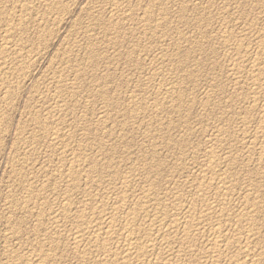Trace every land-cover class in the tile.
<instances>
[{
    "label": "rangeland",
    "instance_id": "1",
    "mask_svg": "<svg viewBox=\"0 0 264 264\" xmlns=\"http://www.w3.org/2000/svg\"><path fill=\"white\" fill-rule=\"evenodd\" d=\"M24 2L27 5L31 4L29 7L32 11L30 10L31 14H28V17L24 13L23 7L26 6ZM52 3L56 10L46 6L43 0L35 2L34 0H0V24L2 23L0 25V58L2 59H0V67L5 66L0 68V135L3 133L0 136V264H25L24 262L38 264L37 257L41 252L49 259L53 256L45 262L46 264L105 263L101 260L103 251L99 250L89 238L84 239L86 242L82 241L80 248L74 247L76 222L86 217V220L93 224L101 223L98 213L116 212L114 215H117L115 216L117 221L119 219L116 226L122 227L120 229L123 230V224L127 219L124 218L125 213H128L130 209L133 211L144 201L142 195H145L148 189L154 192L156 200L147 205L150 207L146 208L147 224L140 223L144 224V231L140 224L139 228L136 227L139 237L144 236L145 230L149 228L148 223H151L148 222L150 220L153 224L163 220L168 223L173 218V220L177 218L180 221L187 220L188 207L193 201L195 204L198 199V211L204 215H202V222L200 221V225L194 231L197 236L193 247L194 253L190 255L187 251L182 255L184 246L183 240L180 239L183 229L172 231L167 226L166 229L168 231L171 229L170 232L165 233L167 231L165 229V232L156 237L159 239L154 238L156 239L154 254H147L148 258L144 256L142 260H149L148 264H158V259L169 257L178 264H212L214 258L211 257L214 253L209 249L208 242L212 239V233L214 234L217 227L231 235L244 236L246 226L238 224L235 217L243 212L242 204L248 192L250 194L253 192L254 195L259 193L264 210V166H262L264 163L261 165L258 162L260 150L264 151V143L260 140V134H255L257 121L262 115L259 111H262L264 97L256 93L252 84L245 78L249 75L248 61L256 59L257 63H264V47H262L264 46V0H52ZM42 15L45 17L43 18ZM8 17L11 20L7 19ZM6 35L11 36H7L8 42H5ZM12 42L17 43L16 46ZM7 43L11 45L8 46ZM1 44L4 50L10 47V51L9 49L4 51ZM241 45L248 46L249 56L247 59H242L246 70L243 67V70L241 68L238 73L234 70L235 73L234 66L231 67L232 64L242 61L236 54L235 46ZM258 45H262L261 48H258ZM17 48L21 50V53L23 52L22 55L29 53L28 55L33 56V62L28 64L19 59L17 55L21 54ZM5 52L7 57L3 55ZM8 66L11 69L8 70ZM2 68L5 69L4 72ZM8 86H13L10 87L13 90ZM14 92L15 95H13ZM165 92L167 93L164 94ZM7 93L9 99H6ZM254 100L258 106L262 103L259 110L256 104V106L253 105ZM244 119L245 121L248 119L249 123ZM41 123L42 126L46 125L42 127ZM248 143L255 145L250 147ZM81 156H86V160L82 162L83 169H77L78 179L75 190L70 185L71 180L67 178V172L72 165L77 164ZM211 156L222 164L213 168L214 171L208 164ZM93 164L98 165L99 170L91 173ZM256 170L260 172L262 170L261 176L256 175ZM225 176L229 178L227 182ZM218 178L225 180L226 187L230 185V193L226 197L228 210L231 209L230 213L233 217L227 218L228 220L219 212L222 209L219 205L224 197L214 193V189L211 188L218 182ZM58 179L60 181H57ZM255 180L258 183L257 181L255 183ZM199 184L203 185V188ZM204 184L207 185L206 188ZM257 184H260V187ZM202 189H205L204 192ZM123 194L126 196L124 204L121 201ZM68 196L72 197V201L74 199L75 211H72L71 219L63 217L61 208L64 202L66 204L65 199H68ZM164 207L167 212L165 215L162 214ZM80 209H86L88 212ZM263 216L261 215L260 219L264 220ZM120 220L125 222L122 223ZM263 220L259 221L261 231L257 230V236L260 239H264ZM140 232L144 234L141 235ZM260 239L251 253H255L256 259L263 260L264 240ZM92 247L96 249L93 250ZM236 247L228 248L223 255L232 258L237 254H243L242 259L246 260L240 247ZM108 248L113 249L112 251H121L124 244L121 240H116L114 243H109ZM53 249L56 252L52 251ZM45 251L46 254H44ZM130 262L135 264L137 261L130 260Z\"/></svg>",
    "mask_w": 264,
    "mask_h": 264
},
{
    "label": "bare ground",
    "instance_id": "2",
    "mask_svg": "<svg viewBox=\"0 0 264 264\" xmlns=\"http://www.w3.org/2000/svg\"><path fill=\"white\" fill-rule=\"evenodd\" d=\"M8 1V0H7ZM36 0H34V2H35ZM43 1H45L46 2V6L48 5V7H52V8H54L53 7V3H52V0H43ZM66 1V0H65ZM71 1V0H70ZM114 1V0H113ZM259 1V0H258ZM20 2V1H19ZM39 2V1H38ZM59 2V1H58ZM119 2V1H118ZM152 2V1H151ZM154 2H156V1H154ZM174 2V1H173ZM231 2V1H230ZM32 3V2H31ZM62 3V2H61ZM112 3V2H111ZM122 3H124V2H122ZM137 3V2H136ZM135 3V4H136ZM218 3V2H217ZM257 3V2H256ZM6 4V3H5ZM33 4V3H32ZM35 4V3H34ZM37 4V3H36ZM55 4V3H54ZM57 4V3H56ZM60 4V3H59ZM76 4V3H75ZM159 4V3H158ZM157 4V5H158ZM162 4H164V3H162ZM187 4V3H186ZM259 4H261V3H259ZM9 5V4H8ZM24 5H26V6H22L21 5V7H23L24 8V13L26 14V16L28 15V14H31V13H29L30 12V10H31V4L30 5H27L25 2H24ZM43 5V4H42ZM113 5V4H112ZM137 5V4H136ZM153 5V4H152ZM156 5V4H155ZM263 5V4H262ZM13 6V5H12ZM30 6V7H29ZM59 6V5H58ZM62 6V5H61ZM129 6V5H128ZM154 6V5H153ZM152 6V7H153ZM172 6V5H171ZM181 6V5H180ZM170 7V6H169ZM33 8V7H32ZM59 8V7H58ZM84 8H85V6H84ZM99 8V7H98ZM117 8V7H116ZM135 8V7H134ZM187 8V7H186ZM35 9V8H34ZM33 9V10H34ZM39 9V8H38ZM37 9V10H38ZM41 9V8H40ZM45 9V8H44ZM47 9V8H46ZM55 9V8H54ZM66 9V8H65ZM96 9V8H95ZM112 9V8H111ZM157 9V8H156ZM159 9V8H158ZM229 9V8H228ZM4 10V9H3ZM56 10V9H55ZM123 10V9H122ZM146 10V9H145ZM145 10H144V12H145ZM149 10V9H148ZM1 11V10H0ZM32 11V10H31ZM35 11V10H34ZM40 11V10H39ZM42 11V10H41ZM110 11V10H109ZM126 11V10H125ZM186 11V10H185ZM38 12V11H37ZM44 12H45V10H44ZM50 12V11H49ZM52 12V11H51ZM62 12V11H61ZM87 12V11H86ZM124 12V11H123ZM146 12H147V10H146ZM149 12V11H148ZM179 12V11H178ZM251 12V11H250ZM32 13H34V12H32ZM46 13H47V11H46ZM54 13V12H53ZM66 13V12H65ZM64 13V14H65ZM83 13V12H82ZM141 13V12H140ZM163 13V12H162ZM186 13V12H185ZM233 13V12H232ZM253 13V12H252ZM40 14H42V13H40ZM44 14V13H43ZM49 14V13H48ZM52 14V13H51ZM63 14V13H62ZM89 14V13H88ZM118 14V13H117ZM124 14V13H123ZM166 14V13H165ZM209 14V13H208ZM243 14V13H242ZM39 15V14H38ZM47 15V14H46ZM56 15V14H55ZM61 15V14H60ZM142 15V14H141ZM161 15V14H160ZM178 15V14H177ZM251 15V14H250ZM44 15H42V17H43ZM53 16V15H52ZM59 16V15H58ZM65 16H67V15H65ZM148 16V15H147ZM167 16V15H166ZM28 17V16H27ZM34 17V16H33ZM45 17V16H44ZM43 17V18H44ZM48 17V16H47ZM144 17V16H143ZM154 17V16H153ZM162 17V16H161ZM31 18V17H30ZM37 18V17H36ZM49 18H51V17H49ZM48 18V19H49ZM101 18V17H100ZM103 18V17H102ZM119 18H121V17H119ZM186 18V17H185ZM217 18V17H216ZM2 19V18H1ZM7 19H10L9 17L7 18ZM6 19V20H7ZM27 19V18H26ZM25 19V20H26ZM108 19V18H107ZM110 19V18H109ZM122 19V18H121ZM187 19V18H186ZM5 20V21H6ZM11 20V19H10ZM19 20V19H18ZM56 20H57V18H56ZM99 20V19H98ZM120 20V19H119ZM149 20V19H148ZM161 20V19H160ZM213 20V19H212ZM211 20V21H212ZM233 20V19H232ZM239 20V19H238ZM5 21H2V22H5ZM8 21V20H7ZM6 21V22H7ZM29 21H31V20H29ZM37 21V20H36ZM53 21V20H52ZM59 21V20H58ZM104 21V20H103ZM112 21V20H111ZM115 21V20H114ZM118 21V20H117ZM151 21V20H150ZM152 21H154V20H152ZM183 21H185V20H183ZM198 21V20H197ZM229 21V20H228ZM9 22V21H8ZM25 22V21H24ZM32 22V21H31ZM119 22V21H118ZM122 22V21H121ZM120 22V23H121ZM160 22V21H159ZM18 23V22H17ZM28 23V22H27ZM40 23H41V21H40ZM54 23V22H53ZM93 23H94V21H93ZM125 23V22H124ZM157 23V22H156ZM155 23V24H156ZM2 24V23H1ZM0 24V25H1ZM36 24H38V23H36ZM49 24V23H48ZM61 24V23H60ZM59 24V25H60ZM85 24V23H84ZM141 24V23H140ZM192 24V23H191ZM250 24V23H249ZM254 24V23H253ZM22 25V24H21ZM80 25H81V22H80ZM114 25V24H113ZM154 25V24H153ZM173 25V24H172ZM202 25V24H201ZM3 26V25H2ZM1 26V27H2ZM12 26V25H11ZM106 26V25H105ZM129 26V25H128ZM156 26V25H155ZM221 26V25H220ZM239 26V25H238ZM246 26V25H245ZM253 26V25H252ZM18 27H20V25L18 26ZM28 27V26H27ZM39 27H41V26H39ZM50 27V26H49ZM56 27V26H55ZM90 27V26H89ZM104 27V26H103ZM123 27V26H122ZM160 27H161V25H160ZM200 27V26H199ZM206 27V26H205ZM12 28V27H11ZM46 28V27H45ZM51 28V27H50ZM107 28V27H106ZM111 28V27H110ZM109 28V29H110ZM119 28V27H118ZM149 28V27H148ZM167 28V27H166ZM225 28H227V27H225ZM229 28V27H228ZM254 28V27H253ZM3 29H4V27H3ZM3 29H1V30H3ZM6 29V28H5ZM41 29V28H40ZM54 29V28H53ZM203 29V28H202ZM221 29V28H220ZM249 29H251V28H249ZM248 29V30H249ZM56 30V29H55ZM122 30V29H121ZM135 30V29H134ZM147 30V29H146ZM227 30V29H226ZM252 30V29H251ZM11 31H12V29H11ZM15 31V30H14ZM17 31V30H16ZM15 31V32H16ZM22 31V30H21ZM26 31H27V28H26ZM48 31V30H47ZM52 31V30H51ZM138 31V30H137ZM153 31V30H152ZM162 31V30H161ZM165 31V30H164ZM246 31V30H245ZM1 32V31H0ZM3 32V31H2ZM6 32H8V30L6 31ZM13 32V31H12ZM49 32V31H48ZM53 32V31H52ZM150 32H151V30H150ZM207 32V31H206ZM248 32V31H247ZM257 32V31H256ZM14 33V32H13ZM19 33V32H18ZM21 33V32H20ZM37 33H38V31H37ZM42 33V32H41ZM109 33V32H108ZM125 33V32H124ZM176 33V32H175ZM199 33V32H198ZM225 33V32H224ZM7 34V33H6ZM12 34V33H11ZM25 34V33H24ZM42 34H44V33H42ZM53 34V33H52ZM91 34V33H90ZM185 34V33H184ZM227 34V33H226ZM241 34V33H240ZM253 34V33H252ZM1 35V34H0ZM15 35V34H14ZM28 35V34H27ZM30 35V34H29ZM37 35V34H36ZM46 35V34H45ZM48 35V34H47ZM50 35V34H49ZM48 35V36H49ZM94 35V34H93ZM143 35V34H142ZM156 35V34H155ZM168 35V34H167ZM236 35V34H235ZM5 36V35H4ZM7 36L8 35H6V38H7ZM110 36V35H109ZM249 36V32H248V35H247V37ZM263 36V35H262ZM8 37H11V36H8ZM19 37H20V35H19ZM40 37V36H39ZM127 37V36H126ZM148 37V36H147ZM155 37V36H154ZM199 37V36H198ZM235 37V36H234ZM246 37V36H245ZM250 37H251V35H250ZM5 38V37H4ZM35 38V37H34ZM41 38V37H40ZM39 38V39H40ZM55 38H56V36H55ZM76 38V37H75ZM97 38V37H96ZM122 38V37H121ZM120 38V39H121ZM151 38V37H150ZM184 38V37H183ZM193 38V37H192ZM221 38V37H220ZM3 39V38H2ZM20 39V38H19ZM18 39V40H19ZM24 39V38H23ZM47 39V38H46ZM99 39H101V38H99ZM156 39V38H155ZM169 39V38H168ZM188 39V38H187ZM222 39V38H221ZM228 39V38H227ZM231 39V38H230ZM230 39H229V41H230ZM236 39V38H235ZM234 39V40H235ZM242 39V38H241ZM257 39V38H256ZM4 40V39H3ZM2 40V41H3ZM8 40V38L6 39V41L5 42H8L7 41ZM35 40H37V39H35ZM91 40H93V39H91ZM184 40V39H183ZM193 40V39H192ZM215 40V39H214ZM233 40V41H234ZM239 40V39H238ZM243 40H244V38H243ZM262 40V39H261ZM4 41H3V43H4ZM40 41V40H39ZM178 41V40H177ZM225 41V40H224ZM10 42V41H9ZM15 42V41H14ZM29 42V41H28ZM119 42V41H118ZM213 42V41H212ZM226 42H228V41H226ZM240 42V41H239ZM249 42V41H248ZM13 43V42H12ZM18 43H20V42H18ZM30 43V42H29ZM36 43H38V42H36ZM42 43V42H41ZM46 43V42H45ZM91 43V42H90ZM98 43V42H97ZM147 43V42H146ZM211 43V42H210ZM232 43V42H231ZM241 43V42H240ZM264 43V42H263ZM8 44V46L9 45H11V44H9V43H7ZM6 44V45H7ZM15 46H16V44L17 43H13ZM23 44V43H22ZM39 44V43H38ZM83 44V43H82ZM237 44V43H236ZM247 44H249V43H247ZM259 44H261V43H259ZM5 45V44H4ZM5 45V46H6ZM13 45V46H14ZM19 45V44H18ZM31 45V44H30ZM29 45V46H30ZM37 45V44H36ZM49 45V44H48ZM84 45V44H83ZM91 45V44H90ZM225 45H227V44H225ZM235 45V44H234ZM240 45V44H239ZM1 46H2V44H1ZM14 46V47H15ZM24 46H26V45H24ZM189 46V45H188ZM259 47L258 48H261V46L260 45H258ZM3 47V46H2ZM21 47V46H20ZM34 47V46H33ZM44 47V46H43ZM203 47V46H202ZM262 47H264V46H262ZM1 48V47H0ZM10 48V47H9ZM8 47H7V49H9ZM19 48V47H18ZM17 48V49H18ZM45 48V47H44ZM43 48V49H44ZM137 48V47H136ZM227 48V47H226ZM235 48H236V54H238L239 55V57L241 58V60L243 59V58H246L247 59V57L249 56L248 55V46L246 45V46H244V45H241L240 47H236L235 46ZM7 49H5V50H7ZM14 49V48H13ZM16 49V48H15ZM22 49V48H21ZM35 49V48H34ZM86 49V48H85ZM107 49V48H106ZM189 49V48H188ZM3 50H4V47H3ZM4 50V51H5ZM12 50V49H11ZM20 49H18V51H19ZM32 50V49H31ZM206 50V49H205ZM228 50H230V49H228ZM1 51V50H0ZM8 51H10V49L8 50ZM15 51V50H14ZM149 51V50H148ZM195 51V50H194ZM203 51V50H202ZM235 51V50H234ZM257 51V50H256ZM259 51V50H258ZM3 52V51H2ZM7 52V51H6ZM6 52L5 53H3V55L5 54L6 55V57H7V54H6ZM20 52V56L19 55H17L18 56V58L19 59H21V60H23V61H25L26 63H28V62H33V60H34V57L33 56H31V55H28V54H26V55H22V53H21V50L19 51ZM18 52V53H19ZM261 52V51H260ZM263 52V51H262ZM13 53V52H12ZM17 53V54H18ZM32 53V52H31ZM234 53V52H233ZM252 53V52H251ZM250 53V54H251ZM0 54H1V52H0ZM8 54H10V53H8ZM14 54H15V52H14ZM89 54H90V52H89ZM202 54V53H201ZM213 54V53H212ZM211 54V55H212ZM236 54H235V56H236ZM263 54V53H262ZM64 55V54H63ZM114 55V54H113ZM17 56H16V58H17ZM230 56V55H229ZM233 56V55H232ZM1 57V56H0ZM3 57V56H2ZM14 57V56H13ZM87 57V56H86ZM121 57V56H120ZM188 57V56H187ZM15 58V57H14ZM13 58V59H14ZM110 58V57H109ZM124 58V57H123ZM185 58H186V56H185ZM260 58H261V56H260ZM1 59V58H0ZM39 59H40V57H39ZM76 59V58H75ZM209 59V58H208ZM224 59V58H223ZM234 59H236V58H234ZM246 59H245V61H246ZM262 59V58H261ZM2 60V59H1ZM8 60V59H7ZM194 60V59H193ZM192 60V61H193ZM214 60V59H213ZM240 60V59H239ZM255 61H248L249 63V75L247 76V77H245V75H244V77L247 79V81L248 82H250L251 84H252V86H253V88H254V90H255V92L256 93H260L261 94V96H263L264 97V63L263 64H259V63H257L256 62V59H254ZM17 61V60H16ZM89 61V60H88ZM191 61V60H190ZM189 61V62H190ZM107 62V61H106ZM145 62V61H144ZM196 62V61H195ZM217 62V61H216ZM1 63V62H0ZM15 63V62H14ZM83 63V62H82ZM81 63V64H82ZM187 63V62H186ZM234 63V62H233ZM236 63V62H235ZM246 63V62H245ZM3 64V63H2ZM6 64V63H5ZM4 64V65H5ZM13 64V63H12ZM29 64V63H28ZM31 64V63H30ZM90 64V63H89ZM247 64V63H246ZM8 65H9V63H8ZM11 65V64H10ZM24 65V64H23ZM66 65V64H65ZM171 65V64H170ZM178 65V64H177ZM3 66V65H2ZM1 66V67H2ZM184 66V65H183ZM198 66V65H197ZM234 66V68H233V71L235 70L237 73H238V71H240V69L242 68V70H243V60L241 61V62H239V63H236L235 65H233L232 64V66L231 67H233ZM0 67V68H1ZM3 67H5V66H3ZM12 67V66H11ZM24 67V66H23ZM65 67V66H64ZM79 67V66H78ZM172 67H173V65H172ZM9 68H10V66H8V70H9ZM13 68H15V66H13ZM22 68V67H21ZM33 68V67H32ZM70 68V67H69ZM76 68V67H75ZM90 68V67H89ZM175 68V67H174ZM190 68V67H189ZM196 68V67H195ZM205 68V67H204ZM219 68V67H218ZM11 69V68H10ZM31 69V68H30ZM108 69V68H107ZM154 69V68H153ZM188 69V68H187ZM231 69V68H230ZM244 69H245V67H244ZM3 70H5L4 68H2V72H4ZM14 70H16V68L14 69ZM13 70V71H14ZM23 70V69H22ZM27 70V69H26ZM160 70V69H159ZM246 70V69H245ZM234 71V72H235ZM6 72V71H5ZM10 72V71H9ZM11 72H12V70H11ZM17 72V71H16ZM156 72V71H155ZM233 72V73H234ZM235 72V73H236ZM24 73V72H23ZM25 73H26V71H25ZM179 73V72H178ZM232 73V74H233ZM9 74V73H8ZM13 74H15V72H13ZM21 74V73H20ZM151 74H153V73H151ZM195 74V73H194ZM2 75H5V74H3L2 73ZM196 75V74H195ZM240 75V74H239ZM23 76V75H22ZM84 76V75H83ZM237 76V75H236ZM5 77V76H4ZM7 77V76H6ZM192 77V76H191ZM196 77V76H195ZM241 77V76H240ZM3 78V77H2ZM243 78V77H242ZM9 79V78H8ZM13 79H15V78H13ZM95 79V78H94ZM4 80V79H3ZM27 80V79H26ZM76 80V79H75ZM103 80V79H102ZM118 80V79H117ZM181 80V79H180ZM105 81V80H104ZM159 81V80H158ZM194 81V80H193ZM214 81V80H213ZM246 80H244V82H245ZM246 81V82H247ZM8 82V81H7ZM11 83H12V81H10ZM79 82V81H78ZM211 82V81H210ZM19 83V82H18ZM17 83V84H18ZM142 83V82H141ZM5 84V83H4ZM6 84H8L9 85V83H6ZM175 84V83H174ZM55 85V84H54ZM133 85V84H132ZM4 86H6V85H4ZM220 86V85H219ZM7 87V86H6ZM9 87V86H8ZM11 87V86H10ZM9 87V88H10ZM13 87V86H12ZM11 87V88H12ZM17 87V86H16ZM15 87V88H16ZM20 87V86H19ZM65 87V86H64ZM68 87V86H67ZM80 87V86H79ZM244 87V86H243ZM10 88V89H11ZM58 88V87H57ZM75 88V87H74ZM77 88V87H76ZM92 88V87H91ZM166 88V87H165ZM173 88V87H172ZM222 88V87H221ZM252 88V89H253ZM4 89V88H3ZM18 89V88H17ZM115 89V88H114ZM182 89V88H181ZM220 89V88H219ZM11 90H13V89H11ZM20 90V89H19ZM70 90V89H69ZM153 90V89H152ZM192 90V89H191ZM215 90V89H214ZM16 91V90H15ZM72 91V90H71ZM81 91V90H80ZM171 91H173V90H171ZM171 91H167L168 93H170ZM216 91V90H215ZM7 92H10L9 90H7ZM12 92V91H11ZM57 92V91H56ZM157 92V91H156ZM167 92H165L164 94H166ZM77 93V92H76ZM105 93H106V91H105ZM173 93V92H172ZM10 94V93H9ZM164 94H162V95H164ZM179 94V93H178ZM246 94V93H245ZM8 95V93L6 94V96ZM13 95H15V92H14V94ZM13 95H11V96H13ZM17 95V94H16ZM64 95V94H63ZM161 95V94H160ZM159 95V96H160ZM169 95V94H168ZM172 95V94H171ZM259 95V94H258ZM9 96V95H8ZM7 96V97H8ZM59 96V95H58ZM71 96V95H70ZM78 96H80V95H78ZM101 96V95H100ZM103 96V95H102ZM106 96V95H105ZM170 96V95H169ZM168 96V97H169ZM177 96V95H176ZM56 97V96H55ZM65 97V96H64ZM63 97V98H64ZM155 97H157V96H155ZM182 97V96H181ZM11 98V97H10ZM133 98V97H132ZM241 98V97H240ZM6 99H9V97L8 98H6ZM13 99V98H12ZM62 99V98H61ZM113 99V98H112ZM144 99V98H143ZM160 99V98H159ZM177 99V98H176ZM229 99V98H228ZM234 99V98H233ZM4 100V99H3ZM57 100V99H56ZM58 101V100H57ZM79 101V100H78ZM170 101V100H169ZM177 101V100H176ZM258 101V100H257ZM64 102V101H63ZM74 102V101H73ZM82 102V101H81ZM80 102V103H81ZM134 102V101H133ZM139 102H141V101H139ZM166 102V101H165ZM174 102V101H173ZM179 102V101H178ZM219 102V101H218ZM262 102V101H261ZM77 103V102H76ZM167 103V102H166ZM169 103V102H168ZM253 105H255L256 104V100H254L253 102ZM258 103V102H257ZM260 103V102H259ZM264 103V102H263ZM83 104V103H82ZM109 104V103H108ZM172 104V103H171ZM211 104V103H210ZM57 105V104H56ZM78 105V104H77ZM87 105V104H86ZM115 105V104H114ZM113 105V106H114ZM136 105V104H135ZM167 105V104H166ZM208 105V104H207ZM257 105V104H256ZM255 105V106H256ZM261 105H262V103H261ZM261 105L260 106H256V108H257V110H259V108L261 107ZM59 106H60V104H59ZM140 106V105H139ZM154 106V105H153ZM206 106V105H205ZM238 106V105H237ZM254 106V107H255ZM62 107V106H61ZM81 107V106H80ZM83 107V106H82ZM128 107V106H127ZM145 107V106H144ZM157 107V106H156ZM172 107V106H171ZM211 107V106H210ZM247 107V106H246ZM113 108V107H112ZM134 108V107H133ZM186 108H188L187 106H186ZM226 108V107H225ZM164 109H165V107H164ZM180 109V108H179ZM212 109H213V107H212ZM215 109V108H214ZM114 110V109H113ZM127 110V109H126ZM145 110V109H144ZM116 111V110H115ZM133 111V110H132ZM251 111V110H250ZM250 111H249V113H250ZM36 112V111H35ZM81 112V111H80ZM117 112V111H116ZM128 112H130V111H128ZM138 112V111H137ZM257 112V111H256ZM262 112V113H261ZM259 111V113L260 114H262L261 116H260V118L258 119L259 121H257V129H255V130H257L256 132H255V134H257V133H259L260 134V140L264 143V105L262 106V111ZM101 113V112H100ZM131 113V112H130ZM136 113V112H135ZM79 114V113H78ZM109 114V113H108ZM133 114V113H132ZM142 114V113H141ZM203 114V113H202ZM201 114V115H202ZM136 115H137V113H136ZM144 115V114H143ZM159 115V114H158ZM169 115V114H168ZM236 115V114H235ZM249 115V114H248ZM252 115V114H251ZM254 115V114H253ZM259 115V114H258ZM37 116V115H36ZM35 116V117H36ZM246 116V115H245ZM256 116V115H255ZM2 117V116H1ZM131 117V116H130ZM135 117V116H134ZM251 117V116H250ZM258 117V116H257ZM40 118V117H39ZM43 118V117H42ZM83 118H86V117H83ZM95 118V117H94ZM221 118V117H220ZM228 118V117H227ZM231 118V117H230ZM249 118V117H248ZM134 119V118H133ZM201 119V118H200ZM229 119V118H228ZM237 119V118H236ZM250 119V118H249ZM41 120V119H40ZM64 120V119H63ZM105 120V119H104ZM108 120V119H107ZM127 120V119H126ZM142 120V119H141ZM39 121V120H38ZM37 121V122H38ZM49 121V120H48ZM53 121V120H52ZM65 121V120H64ZM86 121V120H85ZM94 121V120H93ZM106 121V120H105ZM134 121V120H133ZM155 121V120H154ZM244 121H245V119H244ZM6 122V121H5ZM45 122H46V120H45ZM102 122V121H101ZM118 122V121H117ZM228 122V121H227ZM245 122H248V119H247V121H245ZM251 122V121H250ZM64 123V122H63ZM142 123V122H141ZM230 123V122H229ZM233 123V122H232ZM249 123V122H248ZM39 124V123H38ZM51 124H53V123H51ZM88 124V123H87ZM102 124V123H101ZM231 124V123H230ZM1 125V124H0ZM37 125V124H36ZM46 125V124H45ZM45 125H43V126H45ZM85 125V124H84ZM105 125H107V124H105ZM40 126V125H39ZM41 126H42V123H41ZM42 126V127H43ZM48 126H49V124H48ZM47 126V127H48ZM61 126H62V124H61ZM93 126V125H92ZM102 126V125H101ZM104 126V125H103ZM127 126V125H126ZM204 126V125H203ZM37 127V126H36ZM88 127V126H87ZM122 127V126H121ZM27 128V127H26ZM40 128V127H39ZM44 128H46V127H44ZM50 128V127H49ZM74 128V127H73ZM85 128V127H84ZM226 128V127H225ZM248 128V127H247ZM256 128V127H255ZM41 129V128H40ZM71 129V128H70ZM95 129V128H94ZM221 129V128H220ZM228 129V128H227ZM249 129V128H248ZM39 130V129H38ZM100 130V129H99ZM105 130V129H104ZM244 130V129H243ZM247 130V129H246ZM245 130V131H246ZM5 131V130H4ZM93 131V130H92ZM40 132V131H39ZM42 132V131H41ZM216 132H217V130H216ZM228 132V131H227ZM226 132V133H227ZM252 132V131H251ZM49 133V132H48ZM47 133V134H48ZM53 133V132H52ZM103 133V132H102ZM101 133V134H102ZM119 133V132H118ZM122 133V132H121ZM162 133V132H161ZM221 133V132H220ZM249 133V132H248ZM3 134V133H2ZM1 134V135H2ZM94 134V133H93ZM99 134V133H98ZM232 134V133H231ZM258 134V135H259ZM0 135V136H1ZM45 135V134H44ZM60 135V134H59ZM105 135V134H104ZM108 135V134H107ZM122 135H123V133H122ZM160 135V134H159ZM179 135V134H178ZM181 135V134H180ZM186 135V134H185ZM226 135V134H225ZM36 136V135H35ZM39 136V135H38ZM68 136V135H67ZM109 136V135H108ZM107 136V137H108ZM166 136V135H165ZM188 136V135H187ZM197 136V135H196ZM61 137H62V134H61ZM72 137V136H71ZM111 137V136H110ZM135 137V136H134ZM189 137V136H188ZM231 137V136H230ZM237 137V136H236ZM63 138H65V137H63ZM90 138V137H89ZM150 138V137H149ZM211 138V137H210ZM25 139V138H24ZM38 139V138H37ZM67 139V138H66ZM223 139V138H222ZM229 139V138H228ZM40 140V139H39ZM64 140V139H63ZM88 140V139H87ZM107 140V139H106ZM130 140V139H129ZM165 140V139H164ZM183 140V139H182ZM232 140V139H231ZM23 141V140H22ZM65 141V140H64ZM67 141V140H66ZM85 141V140H84ZM93 141V140H92ZM104 141H105V138H104ZM167 141V140H166ZM169 141V140H168ZM172 141V140H171ZM176 141V140H175ZM224 141V140H223ZM229 141V140H228ZM33 142V141H32ZM61 142V141H60ZM129 142V141H128ZM222 142V141H221ZM257 142V141H256ZM99 143V142H98ZM161 143V142H160ZM167 143V142H166ZM191 143V142H190ZM22 144V143H21ZM77 144V143H76ZM85 144V143H84ZM183 144V143H182ZM224 144H226V143H224ZM230 144V143H229ZM249 144V143H248ZM54 145V144H53ZM70 145V144H69ZM106 145V144H105ZM222 145V144H221ZM244 145H246V144H244ZM250 145V147L251 146H254L255 144L253 143V144H249ZM56 146V145H55ZM55 146H53V147H55ZM61 146V145H60ZM83 146H85V145H83ZM98 146V145H97ZM217 146V145H216ZM87 147V146H86ZM104 147V146H103ZM226 147H228V146H226ZM256 147V146H255ZM254 147V148H255ZM259 147V146H258ZM85 148V147H84ZM129 148V147H128ZM147 148V147H146ZM222 148V147H221ZM248 148H249V146H248ZM254 148H252V149H254ZM27 149V148H26ZM212 149V148H211ZM264 149V148H263ZM179 150V149H178ZM216 150H217V148H216ZM222 150V149H221ZM71 151V150H70ZM99 151V150H98ZM144 151V150H143ZM157 151V150H156ZM252 151V150H251ZM81 152H82V150H81ZM214 152V151H213ZM225 152V151H224ZM72 153V152H71ZM202 153V152H201ZM222 153V152H221ZM251 153V152H250ZM253 153H254V151H253ZM252 153V154H253ZM80 154V153H79ZM83 153H81V155H82ZM115 154V153H114ZM204 154V153H203ZM213 153H211V155H212ZM216 154V153H215ZM86 155H87V153H86ZM185 155V154H184ZM235 155V154H234ZM244 155H245V153H244ZM58 156V155H57ZM84 156V155H83ZM181 156V155H180ZM188 156V155H187ZM214 156V155H213ZM213 156H211V158H210V161H209V168L210 169H212L213 170V168H216V167H218V165H220L221 163L219 162V160H217V159H215V158H213ZM256 156H258V155H256ZM86 157V156H85ZM85 157H80L79 158V161H77V164L75 165V166H73L72 165V167L70 168V169H68V172H67V170H66V172H67V175H68V179H70L71 180V186H72V189H77L76 188V181H77V179H78V168L80 169V168H82L83 167V163L82 162H84V160H86V158ZM117 157V156H116ZM145 157V156H144ZM160 157V156H159ZM219 157H220V155H219ZM73 158V157H72ZM90 158V157H89ZM88 158V159H89ZM94 158V157H93ZM127 158V157H126ZM221 158V157H220ZM257 158V157H256ZM255 158V159H256ZM168 159V158H167ZM202 159V158H201ZM66 160V159H65ZM99 160V159H98ZM149 160V159H148ZM256 160H258V159H256ZM104 161V160H103ZM180 161V160H179ZM199 161V160H198ZM221 161V160H220ZM69 162V161H68ZM87 162V161H86ZM99 162V161H98ZM109 162V161H108ZM136 162V161H135ZM174 162V161H173ZM258 162H259V164L261 163V165H262V163H264V151L263 150H260V158H259V160H258ZM97 163V162H96ZM114 163V162H113ZM196 163V162H195ZM237 163V162H236ZM67 164V163H66ZM132 164V163H131ZM158 164V163H157ZM85 165V164H84ZM90 165V164H89ZM92 165V164H91ZM94 165V164H93ZM142 165V164H141ZM152 165V164H151ZM159 165V164H158ZM196 165V164H195ZM222 165V164H221ZM230 165V164H229ZM228 165V166H229ZM98 165H94V166H89V168L91 167L92 168V171H91V173L93 172H95L96 170H99L98 169V167H97ZM262 166H264V165H262ZM100 167V166H99ZM109 167V166H108ZM112 167V166H111ZM141 167H143V166H141ZM220 167V166H219ZM222 167V166H221ZM37 168V167H36ZM87 168V167H86ZM160 168V167H159ZM174 168V167H173ZM234 168V167H233ZM247 168V167H246ZM260 168V167H259ZM258 168V169H259ZM262 168V167H261ZM260 168V169H261ZM29 169V168H28ZM83 169V168H82ZM120 169V168H119ZM143 169V168H142ZM157 169V168H156ZM196 169V168H195ZM251 169V168H250ZM91 170V169H90ZM95 170V171H94ZM117 170V169H116ZM115 170V171H116ZM166 170V169H165ZM211 170V171H212ZM246 170V169H245ZM36 171V170H35ZM105 171H107V170H105ZM214 171V170H213ZM233 171V170H232ZM249 171V170H248ZM257 171V170H256ZM127 172V171H126ZM157 172V171H156ZM173 172V171H172ZM252 172V171H251ZM261 172H262V170H261ZM261 172L260 171H257V174L256 175H259L260 174V176H261ZM31 173V172H30ZM97 173V172H96ZM121 173V172H120ZM135 173V172H134ZM202 173V172H201ZM226 174H227V172H225ZM236 173V172H235ZM246 173V172H245ZM44 174V173H43ZM47 174V173H46ZM81 174V173H80ZM130 174V173H129ZM210 174V173H209ZM213 174H215L214 172H213ZM229 174V173H228ZM248 174V173H247ZM116 175V174H115ZM154 175V174H153ZM204 175V174H203ZM216 175V174H215ZM214 175V176H215ZM150 176V175H149ZM149 176H148V178H149ZM156 176V175H155ZM220 176V175H219ZM244 176V175H243ZM254 176V175H253ZM259 176V177H260ZM16 177V176H15ZM44 177V176H43ZM47 177V176H46ZM208 177V176H207ZM222 177H224V176H222ZM226 178V182H227V176H225ZM231 177V176H230ZM239 177V176H238ZM96 178V177H95ZM102 178V177H101ZM118 178V177H117ZM142 178V177H141ZM215 178H217V177H215ZM156 179V178H155ZM196 179V178H195ZM213 179V178H212ZM229 179V178H228ZM44 180V179H43ZM50 180V179H49ZM56 180V179H55ZM69 180V181H70ZM80 180V179H79ZM130 180V179H129ZM247 180V179H246ZM254 180V179H253ZM53 181V180H52ZM57 181H60L59 179L57 180ZM116 181V180H115ZM134 181V180H133ZM195 181V180H194ZM205 181V180H204ZM214 181V180H213ZM235 181V180H234ZM250 181V180H249ZM256 181L257 180H255V183H256ZM65 182V181H64ZM89 182V181H88ZM94 182V181H93ZM103 182V181H102ZM122 182V181H121ZM229 182H232V181H229ZM251 182V181H250ZM51 183V182H50ZM128 183V182H127ZM134 183V182H133ZM149 183V182H148ZM195 183V182H194ZM240 183V182H239ZM257 183H258V181H257ZM56 184V183H55ZM98 184V183H97ZM96 184V185H97ZM107 184V183H106ZM151 184V183H150ZM154 184V183H153ZM158 184V183H157ZM186 184V183H185ZM201 184V183H200ZM200 184H199V186H200ZM213 184V183H212ZM212 184H210V185H212ZM226 184L227 183H225V180H223V178H218V182L217 183H215L214 185H212V187L211 186H208V187H211V188H213L214 189V193H217V194H221V196H223L224 197V199H223V201L222 202H220V205H219V207H221L222 209H221V211H219L220 213H221V215L223 216V217H225L226 219L227 218H232L233 216H232V214L230 213V210H228V205H227V200H228V198L226 197V195L228 196V194L230 193V185H229V187H226ZM237 184V183H236ZM252 184V183H251ZM91 185V184H90ZM165 185V184H164ZM232 185V184H231ZM255 185V184H254ZM258 185V184H257ZM256 185V186H257ZM260 185V184H259ZM258 185V186H259ZM49 186V185H48ZM71 186H68V187H71ZM122 186V185H121ZM131 186H133V185H131ZM148 185H146V187H147ZM202 186V188H203V185H201ZM200 186V187H201ZM207 186V185H206ZM206 186H205V184H204V188H206ZM250 186V185H249ZM252 186H253V184H252ZM252 186H251V188H252ZM262 186V185H261ZM43 187V186H42ZM78 187V186H77ZM80 187V186H79ZM78 187V188H79ZM85 187V186H84ZM124 187V186H123ZM153 187V186H152ZM158 187V186H157ZM191 187V186H190ZM199 187V188H200ZM254 187V186H253ZM260 187V186H259ZM28 188V187H27ZM50 188V187H49ZM127 188V187H126ZM134 188V187H133ZM143 188H144V185H143ZM211 188H210V190H211ZM233 188V187H232ZM238 188V187H237ZM250 188V189H251ZM113 189V188H112ZM147 189H148V187H147ZM152 189V188H151ZM154 189V188H153ZM152 189V190H153ZM197 189H198V187H197ZM248 189H249V187H248ZM254 189V188H253ZM255 189H256V187H255ZM254 189V190H255ZM258 189V188H257ZM120 190H122V189H120ZM126 190V189H125ZM203 190H205V189H202V191ZM207 190V189H206ZM259 190V189H258ZM58 191V190H57ZM71 191V190H70ZM95 191V190H94ZM105 191H106V189H105ZM114 191V190H113ZM127 191V190H126ZM208 191V193H209V190H207ZM207 191H205V192H207ZM145 192V191H144ZM167 192V191H166ZM182 192V191H181ZM204 192V191H203ZM233 192H234V190H233ZM254 192H257V191H254ZM260 192V191H259ZM63 193H65V192H63ZM68 193H69V191H68ZM253 193V192H252ZM250 194L249 192H248V195H246V197H244V201H243V212L241 213V214H239L238 216H234L235 218H237V220H236V222L239 224H242V225H244V226H246L245 228H244V232H245V234H243L244 236H242V237H240V236H234V235H231L230 233H228V232H226L224 229H221L220 227L218 228H216V230L214 231V234L212 233V239L208 242V245H209V249L210 250H212L213 251V253H214V256L213 257H211V258H214V260H213V263L212 264H217V263H219V262H227L228 264L230 263V264H264V259L262 260L260 257V259H256L255 258V253L254 254H252L253 252V248L255 247V245H256V243H257V241H258V239H260V238H258V236H257V230H260L259 228H260V226H259V221L261 220H263V219H260V216L262 215H264L263 213H264V210H263V207H262V205H261V199H260V197L258 196L259 195V193L257 192V194L258 195H254V194ZM26 194V193H25ZM30 194V193H29ZM71 194V193H70ZM70 194H68V195H70ZM135 194V193H134ZM133 194V195H134ZM166 194V193H165ZM202 194H204V193H202ZM256 194V193H255ZM264 194V193H263ZM32 195V194H31ZM30 195V196H31ZM34 195V194H33ZM72 195V194H71ZM77 195V194H76ZM87 195H89V194H87ZM132 195V196H133ZM231 195V194H230ZM35 196V195H34ZM85 196V195H84ZM142 196H144V197H142V198H144V201H140L141 202V204L140 205H138L133 211H131V209H130V211L128 210V213L126 212L125 213V216H124V218H127L126 219V222H125V224H123L124 225V227H123V230H121L120 228H122V227H120V228H118L117 226H116V223L119 221V219H118V221H117V218L115 217V216H117V215H114V213L116 214V212H114V213H112V212H108V213H106V212H100V213H98V218H99V220H100V222L101 223H92L91 221L89 222V221H87L86 220V217H84V216H86V214L83 216V215H81L82 217H84V218H82V220H78L77 222H76V226L73 228L74 229V231H75V234H74V242H73V244H74V247L75 248H77L76 246H78L79 247V245H81V243H82V241L87 237V239L89 238V240L90 241H92V242H94L97 246V248L99 249V250H101V251H103V253H102V255H103V259L101 258V260H102V262H105V263H103V264H107L108 262H111V264H113V262L115 263V262H117V263H122V264H130L131 262H130V260H135V262L136 263H138V264H148L149 263V260L148 261H145V260H147V259H145L144 261L142 260V257H146V258H148L147 257V254H149L150 255V253H152V254H154V251L156 250V245L154 244V242L156 241V239H159V238H156V237H158V235H161V233L162 232H165L166 230V232L165 233H168V232H170V230L172 229V231L173 230H178L179 228H182L183 229V235H182V237H181V239L180 240H183L182 242V244H183V249H182V251H181V254L182 253H187V251L189 252V254L191 253H194V249H193V247H194V245H195V243H196V238H197V236H196V233L194 232L195 231V228L196 227H198L199 225H200V221H201V219H203L202 218V215H204V214H202L201 212H199L198 211V204H197V202L199 201V199H198V197H197V199L198 200H196V203L194 204L192 201V203H191V205H190V207H188L189 208V210H188V212H187V215H188V217H186V219L187 220H185V221H180V219H178L177 218V220H173L172 219V221H170V222H163V221H159L158 223H154L153 224V221L152 220H150V221H148V222H151V223H148V226L147 227H149L147 230H145L146 232H145V234H144V232L142 233V232H140V234L141 235H143L144 234V236H140L139 237V235H138V233H137V229H136V227L137 228H139V226L141 225L140 223H144L145 222V224H147L146 223V221L145 220H147V218L148 217H146V208H150V207H148L147 205H149L150 203H152L153 202V200H156L155 199V194H154V192H151L149 189L145 192V195H142ZM207 196V195H206ZM33 197V196H32ZM61 197V196H60ZM65 197V196H64ZM69 197V196H68ZM202 197H205V196H202ZM208 197V196H207ZM29 198V197H28ZM31 198V197H30ZM29 198V199H30ZM84 198V197H83ZM113 198V197H112ZM119 198V197H118ZM134 198V197H133ZM168 198V197H167ZM227 198V199H226ZM262 198V197H261ZM140 199V198H139ZM202 199H204V198H202ZM216 199V198H215ZM61 200V199H60ZM65 200H67L66 201V204H62V206L63 207H61L62 209H63V217L64 218H66V219H71L70 217H71V214H72V211L74 210L73 209V207H74V203H73V201H74V199H73V201H72V197L70 196L68 199L66 198ZM79 200V199H78ZM166 200V199H165ZM195 200V199H194ZM11 201V200H10ZM21 201V200H20ZM27 201H28V199H27ZM35 201V200H34ZM121 201H122V203L124 204L125 202H126V196L123 194L122 195V197H121ZM175 201V200H174ZM203 201V200H202ZM36 202V201H35ZM31 203V202H30ZM52 203V202H51ZM62 203V202H61ZM86 203V202H85ZM88 203V202H87ZM98 203V202H97ZM96 203V204H97ZM154 203V202H153ZM190 203V202H189ZM210 204V203H209ZM212 204V203H211ZM12 205V204H11ZM35 205V204H34ZM85 205V204H84ZM103 205V204H102ZM155 205V204H154ZM217 205V204H216ZM231 205V204H230ZM236 205V204H235ZM86 206V205H85ZM123 206V205H122ZM132 206V205H131ZM160 206V205H159ZM164 206V205H163ZM188 206V205H187ZM215 206V205H214ZM78 207V206H77ZM88 208L90 207V206H87ZM94 207V206H93ZM103 207V206H102ZM135 207V206H134ZM173 207V206H172ZM212 207H213V205H212ZM229 207H231V206H229ZM32 208V207H31ZM83 208V207H82ZM86 208V207H85ZM92 208V207H91ZM185 208H186V206H185ZM215 208V207H214ZM17 209V208H16ZM93 209V208H92ZM99 209V208H98ZM54 210V209H53ZM81 210V209H80ZM82 210H85L86 211V209H82ZM81 210V211H82ZM97 210V209H96ZM121 210V209H120ZM124 210V209H123ZM163 215H165L167 212H165L166 211V208L164 207L163 209ZM209 210V209H208ZM211 210V209H210ZM40 211V210H39ZM61 211V210H60ZM75 211V210H74ZM81 211H79L80 213H81ZM115 211V210H114ZM204 212H205V210H203ZM59 212V211H58ZM57 212V213H58ZM86 212H88V211H86ZM92 212V211H91ZM120 212V211H119ZM150 212V211H149ZM158 212V211H157ZM240 212V211H239ZM238 212V213H239ZM45 213V212H44ZM49 213V212H48ZM208 213V212H207ZM47 214V213H46ZM61 214V213H60ZM82 214V213H81ZM96 214H97V212H96ZM96 214L94 215V216H96ZM156 214V213H155ZM56 215V214H55ZM76 215V214H75ZM163 215H161V216H163ZM168 215V214H167ZM185 215V214H184ZM183 215V216H184ZM149 216V215H148ZM151 216V215H150ZM160 216V217H161ZM220 216V215H219ZM222 216H220V217H222ZM57 217H59V216H57ZM56 217V218H57ZM62 217V218H63ZM79 217H80V215H79ZM121 217H123V216H121ZM185 217V216H184ZM206 217V216H205ZM204 217V218H205ZM264 217V216H263ZM262 217V218H263ZM60 218V217H59ZM81 218V217H80ZM79 218V219H80ZM98 218H96L97 220H98ZM143 218H144V221H143ZM150 218V217H149ZM87 219H88V216H87ZM94 219H95V217H94ZM122 219V218H121ZM221 219V218H220ZM260 219V220H259ZM90 220V219H89ZM159 220V219H158ZM165 220H167V219H165ZM211 220V219H210ZM228 220V219H227ZM232 220V219H231ZM120 221H122V220H120ZM123 221H122V223H123ZM204 221V220H203ZM224 221V220H223ZM260 221V222H261ZM264 221V220H263ZM47 222V221H46ZM57 222V221H56ZM61 222V221H60ZM65 222V221H64ZM75 222V221H74ZM99 222V221H98ZM202 222V221H201ZM213 222V221H212ZM234 222V221H233ZM218 223V222H217ZM264 223V222H263ZM262 223V224H263ZM72 224V223H71ZM71 224H70V226H71ZM103 225V227H102V225ZM118 224V223H117ZM119 224H120V222H119ZM140 224V225H139ZM261 224V223H260ZM75 225V224H74ZM106 225V226H105ZM122 225V226H123ZM144 225V224H143ZM143 225H141V227L143 228ZM105 226V227H104ZM119 226H121V225H119ZM167 226H168V228H171V229H169V231H168V229H166L167 228ZM218 226H220V225H218ZM238 226H241V225H238ZM52 227V226H51ZM146 227V226H145ZM15 228V227H14ZM141 228V229H142ZM240 228V227H239ZM21 229V228H20ZM44 229V228H43ZM141 229H139V231H141ZM144 229L145 228H143V231H144ZM166 229V230H165ZM165 230V231H164ZM180 230V229H179ZM18 231V230H17ZM44 231V230H43ZM71 231V230H70ZM181 231V230H180ZM240 231V230H239ZM261 231V230H260ZM16 232V231H15ZM182 233V232H181ZM237 233H238V231H237ZM46 234V233H45ZM176 234V233H175ZM233 234V233H232ZM236 234V233H235ZM240 234V233H239ZM242 234V233H241ZM12 235V234H11ZM18 235H19V233H18ZM179 235V234H178ZM177 235V236H178ZM258 235H260V233L258 232ZM51 236V235H50ZM166 236H167V234H166ZM169 236V235H168ZM176 236V237H177ZM263 236V235H262ZM56 238V237H55ZM154 238H156V239H154ZM208 238V237H207ZM46 239V238H45ZM86 239V240H87ZM263 239V238H262ZM262 239H260V240H262ZM55 240V239H54ZM88 240V241H89ZM116 240H121L122 242H123V244H124V248H121L122 250L121 251H118V250H116V251H112V250H110V248H108V244L109 243H114ZM264 240V239H263ZM45 241V240H44ZM60 241H62V240H60ZM85 241V240H84ZM46 242V241H45ZM49 242H50V240H49ZM53 242V241H52ZM86 242V241H85ZM180 242V241H179ZM258 242H260V241H258ZM65 243V242H64ZM91 243V242H90ZM40 244V243H39ZM42 244V243H41ZM51 244V243H50ZM55 244V243H54ZM58 244H59V242H58ZM83 244V243H82ZM260 245H261V243H259ZM52 245V244H51ZM71 245V244H70ZM92 245V244H91ZM181 245V244H180ZM205 245V244H204ZM259 245V246H260ZM262 245H263V243H262ZM261 245V246H262ZM46 246V245H45ZM54 246V245H53ZM65 246V245H64ZM82 246V245H81ZM93 246V245H92ZM114 246V245H113ZM118 246V245H117ZM207 246V245H206ZM240 247V251L242 252V253H244V255H245V258H247L246 260H244L243 261V254H237V255H235L234 257H230V258H228V257H225L223 254H224V252H225V250H227L228 248H231L232 249V247ZM39 247V246H38ZM49 247H50V245H49ZM60 247V246H59ZM58 247V248H59ZM63 247V246H62ZM61 247V248H62ZM174 247V246H173ZM179 247V246H178ZM236 247V248H237ZM40 248V247H39ZM54 248V247H53ZM55 248H56V250H57V247L55 246ZM80 248V247H79ZM89 248V247H88ZM93 248V247H92ZM95 248V247H94ZM93 248V250H95ZM159 248H160V246H159ZM201 248V247H200ZM204 248V247H203ZM207 248V247H206ZM90 249V248H89ZM261 249V248H260ZM49 250V249H48ZM80 250V249H79ZM88 250V249H87ZM92 250V249H91ZM115 250V249H114ZM162 250V249H161ZM181 250V249H180ZM238 250V249H237ZM264 250V249H263ZM52 251H54V252H56L55 251V249H53ZM59 251V250H58ZM82 251V250H81ZM97 251V250H96ZM199 251V250H198ZM257 251V250H256ZM12 252V251H11ZM70 252V251H69ZM79 252V251H78ZM83 252H85V250L83 251ZM88 252V251H87ZM252 252V253H251ZM261 252V251H260ZM264 252V251H263ZM36 253V252H35ZM44 253V252H43ZM48 253V252H47ZM50 253V252H49ZM92 253V252H91ZM94 253V252H93ZM233 253V252H232ZM239 253V252H238ZM40 254V253H39ZM41 254H42V252H41ZM40 254V256L39 257H37V262H38V264H46L45 262H48L51 258H53V256L49 259L48 257H47V255H41ZM44 254H46V251H45V253ZM53 253L51 252V255H52ZM85 254H86V252H85ZM96 254V253H95ZM160 254V253H159ZM188 254V255H189ZM190 254V255H191ZM55 255V254H54ZM148 255V256H149ZM168 255H169V253H168ZM182 255H184V254H182ZM186 255V254H185ZM242 255V256H241ZM263 255V254H262ZM17 256V255H16ZM30 256H32V255H30ZM56 256V255H55ZM72 256V255H71ZM227 256V255H226ZM260 256H261V254H260ZM23 257V256H22ZM50 257V256H49ZM69 257V256H68ZM183 257V256H182ZM204 257V256H203ZM264 257V256H263ZM19 258V257H18ZM91 258V257H90ZM181 258V257H180ZM82 259H83V257H82ZM158 259V258H157ZM174 259V258H173ZM151 260V259H150ZM159 260V263L160 264H178V263H176V262H174L171 258H166V257H164V258H160V259H158ZM202 260V259H201ZM155 261V260H154ZM180 261V260H179ZM211 261V260H210ZM107 262V263H106ZM130 262V263H129ZM134 262V261H133ZM198 262H200V261H198ZM25 264H28L27 262H24ZM51 263V262H50ZM77 263V262H76ZM135 263V264H136ZM158 263V264H159ZM180 263V262H179ZM31 264V263H30ZM36 264V263H35ZM48 264V263H47ZM116 264V263H115ZM203 264V263H202ZM208 264V263H207Z\"/></svg>",
    "mask_w": 264,
    "mask_h": 264
}]
</instances>
